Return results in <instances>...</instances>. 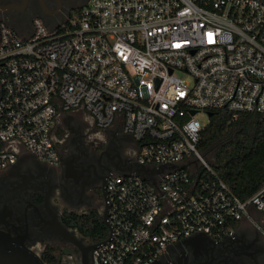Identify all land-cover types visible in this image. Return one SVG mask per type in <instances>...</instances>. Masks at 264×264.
I'll return each instance as SVG.
<instances>
[{"label": "built area", "instance_id": "obj_1", "mask_svg": "<svg viewBox=\"0 0 264 264\" xmlns=\"http://www.w3.org/2000/svg\"><path fill=\"white\" fill-rule=\"evenodd\" d=\"M73 12L0 24V170L25 152L57 162L54 129L85 111L131 137L90 264H153L190 236L234 240L244 219L264 236V185L241 200L199 148L210 112L264 114V0H87Z\"/></svg>", "mask_w": 264, "mask_h": 264}, {"label": "flooded vegetation", "instance_id": "obj_2", "mask_svg": "<svg viewBox=\"0 0 264 264\" xmlns=\"http://www.w3.org/2000/svg\"><path fill=\"white\" fill-rule=\"evenodd\" d=\"M43 1L50 10L58 6L56 0ZM59 1L60 10L49 14L40 0H0V24L5 22L23 31L35 16L52 24L87 0ZM106 132L108 137L103 136ZM54 137L57 162L25 152L15 164L0 170V230L20 239L42 258L48 249L64 245L80 255L60 234V226L87 246L96 243L69 227L65 215L92 210L103 215L109 204L104 193L107 180L126 171L121 159L131 142V137L120 131L98 128L85 111L65 114L54 129ZM251 237L243 243L229 238L217 243L208 235L197 234L170 244L153 264H259L264 259V237L256 233Z\"/></svg>", "mask_w": 264, "mask_h": 264}, {"label": "trees", "instance_id": "obj_3", "mask_svg": "<svg viewBox=\"0 0 264 264\" xmlns=\"http://www.w3.org/2000/svg\"><path fill=\"white\" fill-rule=\"evenodd\" d=\"M199 148L217 174L241 199H248L264 185V114L243 113L234 118L225 110L213 111L201 134ZM66 224L94 242L107 236L102 216L92 210L86 214H66ZM71 247L48 249L43 259L56 264Z\"/></svg>", "mask_w": 264, "mask_h": 264}, {"label": "water", "instance_id": "obj_4", "mask_svg": "<svg viewBox=\"0 0 264 264\" xmlns=\"http://www.w3.org/2000/svg\"><path fill=\"white\" fill-rule=\"evenodd\" d=\"M44 10L49 14H55L60 10V1L56 0L58 6L55 10L48 9L43 0H40ZM8 7H17V6H8ZM21 9V8H18ZM196 110H192L191 114H195ZM213 113L210 112L209 116H212ZM105 196H107L106 189L104 191ZM109 214V204H107L106 210L103 213V221L109 231H111V224L108 220ZM60 234L71 242L79 251L81 256L82 264H90V253L93 249L97 248L101 243H104L106 240L96 242L91 245H85L83 241L78 238L76 235L71 233L68 229L60 226ZM0 264H47L44 259L37 254L35 251L27 248L22 244L20 239L10 236L4 231L0 230Z\"/></svg>", "mask_w": 264, "mask_h": 264}, {"label": "crops", "instance_id": "obj_5", "mask_svg": "<svg viewBox=\"0 0 264 264\" xmlns=\"http://www.w3.org/2000/svg\"><path fill=\"white\" fill-rule=\"evenodd\" d=\"M254 214L256 215L257 219H260V221L264 224V213L254 211ZM255 233L262 236V233L254 226L251 221L244 219L237 226V238L231 241L234 243H237L238 241L239 243L250 241L252 240L251 236H253ZM259 264H264V259Z\"/></svg>", "mask_w": 264, "mask_h": 264}, {"label": "rangeland", "instance_id": "obj_6", "mask_svg": "<svg viewBox=\"0 0 264 264\" xmlns=\"http://www.w3.org/2000/svg\"><path fill=\"white\" fill-rule=\"evenodd\" d=\"M73 13H74V12H73ZM74 15H75V14H72V17H73ZM200 116H201L203 122L207 121V117H206L204 114H201ZM103 136H104V137H108V136H109V132H106L105 134H103ZM78 235H79V234H78ZM64 246H65V247H70V246H66V245H64Z\"/></svg>", "mask_w": 264, "mask_h": 264}]
</instances>
